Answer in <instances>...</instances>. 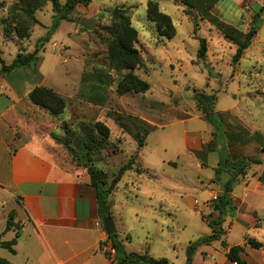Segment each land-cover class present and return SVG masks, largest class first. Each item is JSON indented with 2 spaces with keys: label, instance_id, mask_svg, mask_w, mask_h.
Masks as SVG:
<instances>
[{
  "label": "rangeland",
  "instance_id": "1",
  "mask_svg": "<svg viewBox=\"0 0 264 264\" xmlns=\"http://www.w3.org/2000/svg\"><path fill=\"white\" fill-rule=\"evenodd\" d=\"M148 1L91 0L88 6L79 5L71 20L62 21L45 42L36 67H22L1 76L7 82L8 98L0 101V108L6 101L11 103L10 99L22 98L27 87L43 85L63 96L67 102L64 113L54 116L33 107L24 125L18 129L13 125V133L17 129L19 137L38 136L56 163L86 180H90L88 167L93 168L104 188L110 187L120 169L132 160V167L122 173L108 198L118 238L128 252L148 250L172 264H185L190 243L213 231L208 221L213 219L214 209L205 206L211 189L205 184L216 182L209 205L215 203L212 195L222 192L215 168L208 162V158L211 163L217 158L207 146L214 131L219 150L226 153V146L232 159L251 156L260 161L250 160L246 174L234 184L235 192L242 195L244 187L262 182L264 0H220L211 11L243 33L257 29L238 63L233 61L238 44L208 19L199 18L197 11L187 14L185 5L176 0H156L176 27L173 38L161 35L147 16ZM19 2L0 0V51L6 64L19 51H33L53 23L54 11L48 1L33 12L36 23L30 26L29 35L18 38L14 22L24 15ZM118 6L129 8L138 30L136 47L143 65L135 72L150 83L144 93L117 92L124 70L108 57L105 27L111 23L110 12ZM200 38L208 42L205 58L198 56ZM196 92L216 95L217 123L210 122L198 108ZM112 111L133 120L132 131L143 128V122L155 126L145 135L143 147L114 120ZM98 120L110 128L108 138L93 129ZM4 199L7 205H0V229L10 214L17 213L16 221L23 214L17 200L0 191V203ZM247 200L254 204L253 211L264 227V195L249 192ZM228 226L224 222L223 235ZM12 234L13 229L9 237ZM223 235L210 243L209 259L215 248L221 254ZM254 235L264 242V234ZM0 236L4 237L1 231ZM241 237L235 228L229 241L237 243ZM9 251L0 246V256L10 258Z\"/></svg>",
  "mask_w": 264,
  "mask_h": 264
},
{
  "label": "crops",
  "instance_id": "2",
  "mask_svg": "<svg viewBox=\"0 0 264 264\" xmlns=\"http://www.w3.org/2000/svg\"><path fill=\"white\" fill-rule=\"evenodd\" d=\"M34 87H27L22 98L14 101L9 98L11 103L6 101L0 108V191L15 198L23 210L17 221V213L14 214L18 228L7 230V222L0 229L4 235L0 236V246H3L2 242L16 238L15 252L9 251L10 258L0 257L13 264H116L100 250L106 232L96 188L90 180L56 163L44 151L38 136L25 134L19 137L17 129L30 117L29 110L39 108L28 98ZM4 97L8 98L7 82L1 77L0 101H5ZM13 125L17 128L15 133ZM189 152L195 155L191 150ZM215 153L217 158L212 163L208 158L213 168L219 161L218 153ZM215 184L214 181L205 184L211 189L205 206L212 209L213 205L207 201ZM235 189L233 186L232 205L223 214L222 226L224 222L229 226L222 237L225 244L221 254L215 248L209 259L211 251L208 247L212 243L202 245L195 253L194 264H233L227 256L230 246L245 244L246 236L255 237L256 232L264 234L263 221L253 211L254 204L247 200L249 192L264 195V183L244 187L242 195ZM0 205H7L6 200ZM216 214L219 212L214 209L212 217L217 218ZM256 223H260L259 226ZM235 228L242 237L239 242L230 243L229 236ZM12 229L13 234L9 237ZM243 258L244 264H264V246L256 249L247 244Z\"/></svg>",
  "mask_w": 264,
  "mask_h": 264
},
{
  "label": "trees",
  "instance_id": "3",
  "mask_svg": "<svg viewBox=\"0 0 264 264\" xmlns=\"http://www.w3.org/2000/svg\"><path fill=\"white\" fill-rule=\"evenodd\" d=\"M48 1L52 3V9L54 11L52 26L49 28L47 34L38 40L33 51H19L10 64H6L4 62L0 51V63L2 64L0 68V78L5 73L15 71L22 67H36L40 61L41 49L43 48L45 42L50 39L52 34L57 31L60 23L64 20L70 21L71 14L79 5L88 6L91 2V0H66L65 3H61L60 0H20L19 8L24 12V15L23 17L15 19L14 22L15 32L18 38L22 39L29 35L30 26L36 23V18L33 16V12ZM176 1L185 5V12L187 14L191 15L194 13V11H197L199 18L208 19L233 42L237 43L238 49L233 61L234 63H238L240 61L245 50L249 47L257 32L255 27H252L248 32L243 33L236 27L225 23L217 16H214L211 11L220 0ZM13 9L16 10L15 7H13ZM110 16L111 23L105 27L108 32V57L114 64L117 65L119 69L124 70V72H120L121 77L118 80L117 92L120 95L126 94L128 92H147L150 89V83L135 72L137 68L143 65V60L139 55V50L136 47V43L138 41V30L132 24L129 8L125 6L115 7L110 12ZM147 16L149 20L156 24L161 35H164L168 39H171L176 35V27L171 16L160 9L158 1H148ZM254 21H257V19ZM207 51V39L200 38L198 56L200 58H205ZM28 98L34 105L47 110L51 115L54 116H59L64 113L67 105L66 99L63 96L58 94L52 88L43 85L35 86L29 92ZM99 98L104 100L103 96ZM195 99L197 101L198 108L203 112L204 116L210 122L217 123L218 116H216V114L214 115L216 95L207 94L205 92H196ZM111 115L125 131H129L132 134V136L137 140L139 147H143L145 145V135L155 128L154 125L143 122L145 123L143 128H136L132 131L131 126H135V122L133 120L130 122L126 116L118 111H112ZM221 128H223V125ZM93 129L105 138L110 136V128L100 120L94 122ZM214 133L215 137L209 142L207 146L212 151L217 152L219 156L218 166L215 168V171L217 173L216 179L222 185V192L218 195L213 205L214 209L219 212V215L217 218H213L208 221V224L213 228L212 233L197 239L196 241L190 243V245L187 247V258L185 264H194L195 253L200 246L210 244L211 242L221 238L224 233V229L222 228V222L224 221L223 214H226V210L232 205V191L234 183L239 179L240 176L246 174L250 160L256 159L251 156H243L232 159L230 154L227 152L226 146L223 147V150L226 151V153H223L219 150V144L217 143V132L214 131ZM253 161L260 163L259 160ZM131 167L132 160H130L120 169L119 174L108 188H104L99 182L98 178L96 177L95 170L91 167H88L90 173V183L96 188L99 213L102 220L106 216H112L109 206L110 201H108L109 195L112 192L113 187H115L116 183L120 180L122 173ZM224 170L232 173V177L226 183L222 181L220 176ZM259 180L264 183V173L259 176ZM11 228H18V225L14 223L13 214H10L6 229L9 230ZM108 238L111 240L112 246L116 253L113 259L116 264H172L165 257L157 258L152 256L149 254L148 250L143 253L126 251L124 244L118 238V232L108 236ZM15 243L16 238H13L9 241L2 242V245L8 248L11 252H15ZM223 244H225L224 241ZM247 244L256 249H260L264 246V243L255 237L246 236L245 244H236L229 247L227 252L228 259L231 262L237 261L238 264L246 263L243 255L246 254ZM0 264L13 263L6 260L5 258L0 257Z\"/></svg>",
  "mask_w": 264,
  "mask_h": 264
},
{
  "label": "water",
  "instance_id": "4",
  "mask_svg": "<svg viewBox=\"0 0 264 264\" xmlns=\"http://www.w3.org/2000/svg\"><path fill=\"white\" fill-rule=\"evenodd\" d=\"M231 177H232L231 172L226 170L222 171L221 179L224 183L228 182ZM102 223H103V228L108 236H111L117 232V227L113 216L110 215L106 216L105 218H103Z\"/></svg>",
  "mask_w": 264,
  "mask_h": 264
},
{
  "label": "built area",
  "instance_id": "5",
  "mask_svg": "<svg viewBox=\"0 0 264 264\" xmlns=\"http://www.w3.org/2000/svg\"><path fill=\"white\" fill-rule=\"evenodd\" d=\"M218 195L217 194H213L212 198L213 199H217ZM100 250L101 252H103L104 254H106L111 260L114 259L115 257V250L112 246V242L111 240L108 238V235L106 234L102 240H101V244H100ZM233 264H238L237 261H233Z\"/></svg>",
  "mask_w": 264,
  "mask_h": 264
}]
</instances>
